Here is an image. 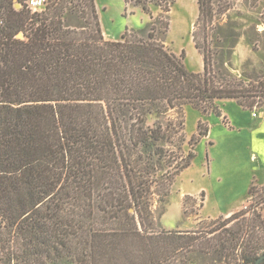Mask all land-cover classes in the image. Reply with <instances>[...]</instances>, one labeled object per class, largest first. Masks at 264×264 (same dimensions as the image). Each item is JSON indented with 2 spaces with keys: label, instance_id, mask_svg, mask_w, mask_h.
I'll return each mask as SVG.
<instances>
[{
  "label": "trees",
  "instance_id": "16d2710c",
  "mask_svg": "<svg viewBox=\"0 0 264 264\" xmlns=\"http://www.w3.org/2000/svg\"><path fill=\"white\" fill-rule=\"evenodd\" d=\"M27 1L0 0V264H197L192 253L254 264L264 255L259 203L194 231L161 224L196 155L183 154L184 106L222 116L217 100L234 99L264 111V72L234 74L230 49L226 64L211 41L234 1L198 0L202 72L166 45L176 0H125L151 20L117 40L105 37L96 0H47L41 11ZM208 133L199 122L192 140Z\"/></svg>",
  "mask_w": 264,
  "mask_h": 264
},
{
  "label": "rangeland",
  "instance_id": "374dc122",
  "mask_svg": "<svg viewBox=\"0 0 264 264\" xmlns=\"http://www.w3.org/2000/svg\"><path fill=\"white\" fill-rule=\"evenodd\" d=\"M233 1L229 10L216 14L212 44L224 49L226 64L230 49V69L234 74L242 76L244 70L250 74L264 72V0ZM96 4L104 35L109 39H120L127 28L143 30L151 20L142 6L126 8L125 0H96ZM152 12L156 17L161 10L152 5ZM169 17L170 27L165 36L168 49L177 54L184 49L187 68L197 69L199 56L195 51L193 31L198 17V0H176ZM217 105L222 116L204 114L191 105L183 108V154L186 157L193 151L196 155L190 166L176 176L166 212L161 217V224L166 229L182 225L173 230L194 231L204 221L219 217L207 215H226L229 210L242 209L245 203H259L258 211L264 216V155L261 157L262 151L264 154V111L261 108L244 109L234 99L217 100ZM167 117L178 122L181 114L171 111ZM199 122L209 126V133L197 142L192 138L198 134ZM174 139L176 141L177 137ZM169 149L173 151L171 155L176 154V150ZM253 180L256 182L250 196L248 190ZM157 206L158 213L160 208ZM175 215H182L179 223ZM191 255L197 264H226L214 253Z\"/></svg>",
  "mask_w": 264,
  "mask_h": 264
},
{
  "label": "crops",
  "instance_id": "0c3cea01",
  "mask_svg": "<svg viewBox=\"0 0 264 264\" xmlns=\"http://www.w3.org/2000/svg\"><path fill=\"white\" fill-rule=\"evenodd\" d=\"M109 39V38H108ZM195 51L197 52V54H198V61H199V67L197 68V69H195V70H191V71H195V72H202L203 71V66H204V60H203V56H202V54L198 51V49L195 47ZM262 117H264V115L262 116ZM263 147H264V145H263ZM264 154H263V151H262V154H261V157L263 156ZM264 158V157H263ZM263 158H262V160H263ZM261 184H263V183H261ZM170 209H171V205H170V207H169V210H168V212L170 211ZM236 211V209H234V210H229L228 212H226L227 214L225 215H223V216H229L230 214H232L233 212H235ZM221 214H217V215H207L206 217H212V216H220ZM176 216V220L178 221V223L180 222V219H182V215H175ZM183 226L182 225H177L175 228H173V229H180V228H182Z\"/></svg>",
  "mask_w": 264,
  "mask_h": 264
},
{
  "label": "built area",
  "instance_id": "2783aa9c",
  "mask_svg": "<svg viewBox=\"0 0 264 264\" xmlns=\"http://www.w3.org/2000/svg\"><path fill=\"white\" fill-rule=\"evenodd\" d=\"M46 3H47V0H28L27 1L28 7L31 8L33 11H41L45 7ZM250 206L251 204L248 205L245 203L242 209L249 210Z\"/></svg>",
  "mask_w": 264,
  "mask_h": 264
},
{
  "label": "water",
  "instance_id": "95a60500",
  "mask_svg": "<svg viewBox=\"0 0 264 264\" xmlns=\"http://www.w3.org/2000/svg\"><path fill=\"white\" fill-rule=\"evenodd\" d=\"M17 6H20L19 3L16 4V7ZM21 33L18 34V36L20 35ZM264 259V255H261L254 264H260V262Z\"/></svg>",
  "mask_w": 264,
  "mask_h": 264
}]
</instances>
